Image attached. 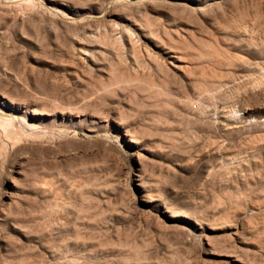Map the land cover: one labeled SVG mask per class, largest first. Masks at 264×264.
<instances>
[{
    "label": "rangeland",
    "instance_id": "rangeland-1",
    "mask_svg": "<svg viewBox=\"0 0 264 264\" xmlns=\"http://www.w3.org/2000/svg\"><path fill=\"white\" fill-rule=\"evenodd\" d=\"M0 264H264V0H0Z\"/></svg>",
    "mask_w": 264,
    "mask_h": 264
}]
</instances>
